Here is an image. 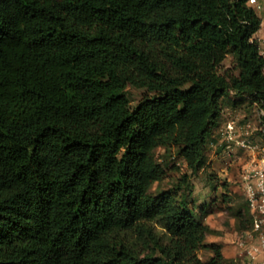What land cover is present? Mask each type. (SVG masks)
Listing matches in <instances>:
<instances>
[{
  "label": "trees",
  "instance_id": "obj_1",
  "mask_svg": "<svg viewBox=\"0 0 264 264\" xmlns=\"http://www.w3.org/2000/svg\"><path fill=\"white\" fill-rule=\"evenodd\" d=\"M260 27L249 0H0V264H224L179 191L148 194L153 150L198 172L224 101L264 109ZM143 221L158 254L118 236Z\"/></svg>",
  "mask_w": 264,
  "mask_h": 264
},
{
  "label": "rangeland",
  "instance_id": "obj_2",
  "mask_svg": "<svg viewBox=\"0 0 264 264\" xmlns=\"http://www.w3.org/2000/svg\"><path fill=\"white\" fill-rule=\"evenodd\" d=\"M230 64V57L226 60ZM126 92L134 108L151 92L144 87L129 84ZM257 106L249 99H236L235 95L223 102V116L227 118L249 119L257 124ZM218 132V131H217ZM222 132V131H221ZM217 136L218 133L216 134ZM217 144H209L207 164L198 172H193L179 153L177 144L158 145L153 150L155 160L164 170L163 178L153 182L148 194H160L163 191H179L189 207L199 215L204 223V242L220 248L224 255V264H256L251 250L258 244L257 236L252 232V214L244 199L240 183V166L246 154L234 149L229 155ZM132 244L140 256L158 254L155 240L166 243V230L157 221H143L133 229L118 235ZM215 250L201 248L200 258L208 260Z\"/></svg>",
  "mask_w": 264,
  "mask_h": 264
},
{
  "label": "built area",
  "instance_id": "obj_3",
  "mask_svg": "<svg viewBox=\"0 0 264 264\" xmlns=\"http://www.w3.org/2000/svg\"><path fill=\"white\" fill-rule=\"evenodd\" d=\"M249 3H257V0H249ZM257 7L261 5L257 3ZM256 116V125L246 118L227 120L219 144L226 154L230 155L234 149L246 154L240 166V183L252 214V232L258 238L251 255L257 260L256 264H264V109L257 107Z\"/></svg>",
  "mask_w": 264,
  "mask_h": 264
},
{
  "label": "crops",
  "instance_id": "obj_4",
  "mask_svg": "<svg viewBox=\"0 0 264 264\" xmlns=\"http://www.w3.org/2000/svg\"><path fill=\"white\" fill-rule=\"evenodd\" d=\"M257 3L260 4L261 7H257ZM257 3H249V4L256 9L258 15L261 17V27L254 34V38L258 41L259 47H260V51H261V53L264 56V43H263V40H264V0H257ZM227 120H229V118H227L225 120V118L223 116V111H222V115H221V119H220V125L214 130V135H213L217 139H219L220 136L222 135V132L221 131H222V128H223V126H224V124H225V122ZM217 133H218L219 136L216 135Z\"/></svg>",
  "mask_w": 264,
  "mask_h": 264
}]
</instances>
